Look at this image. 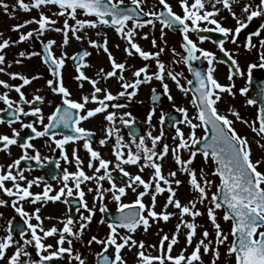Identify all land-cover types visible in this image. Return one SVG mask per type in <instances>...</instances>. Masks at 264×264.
Returning <instances> with one entry per match:
<instances>
[{"label":"snow or ice","instance_id":"1","mask_svg":"<svg viewBox=\"0 0 264 264\" xmlns=\"http://www.w3.org/2000/svg\"><path fill=\"white\" fill-rule=\"evenodd\" d=\"M0 10L12 19L17 12L36 13L11 26L15 38L0 32V125L9 130L0 132V153L8 160L0 163V208L13 212L11 218L0 212V264H88L77 244L94 264H205L204 257L219 264L222 256L224 264H264V83L256 85L259 103L249 96L253 71L264 69V23L244 44L247 52L256 49V62L242 67L225 47L237 44L254 18L264 17V0H155L151 7L146 0H0ZM228 17L234 29L223 25ZM109 30L119 41L112 47L123 53L120 60L109 47ZM166 30L181 37L179 51L169 48ZM201 33L220 34L214 43L226 59L200 46L208 39ZM253 37L260 39L254 43ZM73 43L78 48L69 54ZM23 44L32 50L21 49ZM93 53L106 58L107 69L92 62ZM166 54L169 59H162ZM33 58L47 76L33 70ZM68 61L75 91L65 80ZM195 61H205L206 68L194 67ZM218 64L228 65L227 83L216 75ZM180 65L192 78L177 70ZM88 69H95L92 75ZM236 78L244 80L239 89ZM110 80L118 85L115 92ZM154 82L159 88L150 87L148 130L141 134L127 109L142 104L141 88ZM173 86L186 103H176ZM237 94L244 107L256 108L251 117L231 103L221 108L225 96L235 100ZM161 96L173 112L161 110L154 124ZM97 117L99 138L96 129L84 126ZM25 129L30 131L21 136ZM13 147L20 150L15 157ZM43 148L58 152L59 159L42 155ZM30 162L36 168L54 162L60 170L51 176L56 184L32 175ZM106 201L114 202L117 213L110 222L104 218ZM49 203L67 207L55 217L42 215ZM97 210L107 231L85 239ZM154 225L153 240L146 241ZM161 225L171 227L165 231Z\"/></svg>","mask_w":264,"mask_h":264},{"label":"rangeland","instance_id":"2","mask_svg":"<svg viewBox=\"0 0 264 264\" xmlns=\"http://www.w3.org/2000/svg\"><path fill=\"white\" fill-rule=\"evenodd\" d=\"M6 2L11 5L13 3V0H6ZM172 2L175 3V0H172ZM146 3L148 5V7H151V5L153 3H155V0H146ZM176 10L178 11V9H176ZM16 14L21 18L20 20L22 21L23 19L29 18L30 15H35L36 13L33 12L31 14H25V13L17 12ZM5 15L6 14L3 12V10H0V19H3L5 17L8 18ZM221 15H225L226 16L227 13L224 12V13H221ZM255 19L260 20V21H262V23H264V17H257V18H254V20ZM222 23L226 27H231L233 29L235 27V21L232 20L231 17H228L227 19L223 20ZM144 31H148V29L146 28V29H144ZM166 32H167V34H166L165 38L168 41L169 48L174 46L179 51L180 50L179 49V42L181 40V37L176 35V34L174 35L173 33H170L167 30H166ZM155 34H156L157 37L159 36L158 28H157V31H156ZM261 35L264 36V30H261ZM15 37H16V35L13 36L12 38H15ZM57 39H59V37H57ZM259 39H260V37H253V42L257 43ZM246 41L241 43V44H238V46H237V44H235L236 46H234V44H232L230 42L226 43V45H225V47L227 49H229L230 51H232L235 54L236 59H238V61L241 64L242 67L245 66L246 63L249 62V61L256 62V59H257V57H256V49H253L251 52H247L245 50L244 44L246 43ZM117 42H119V41L115 40V43H117ZM35 43H37V45H38V42H35ZM140 43L146 50L150 49V43L148 41H140ZM33 45H34V42H33ZM33 45L23 44V45H20L19 47L21 49H28L29 48V50H32ZM121 46H123V45H121ZM200 46L205 48V49H207V50L211 49L210 46L208 44H206V43H203ZM113 51H114V55L116 56V58L118 60L123 58V53L121 51H119V50H117L115 48H113ZM241 53L246 55L247 60L245 59V55H241ZM169 56H170V54H166V55L162 56V59L167 60V59H169ZM134 62H135V64L137 66H140L142 64V61H140L139 59H136ZM30 65H32L33 70L38 71L39 73L42 74V71H41L42 70V67H41L42 64L39 62L38 58H33V60L30 62ZM16 70H18V68ZM177 70H182L184 72L185 76H187L189 78V76L187 75V71H186L185 66H183V65L177 66ZM226 73H227L226 69H224L223 67H220V66L217 65V73H216V75H217V77H218V79L220 80L221 83H227V81L225 79ZM127 75H129V74L126 73V76ZM169 83H170V86H171V82H169ZM237 83L238 84H236V86L239 87V88L244 86V80H242L240 78H238ZM40 84H43V80L37 81L36 83H34L35 86H38ZM153 86L159 88V85H158L157 82H154L153 85H150L149 87L143 86V88L140 90L139 95L137 97V99L138 100H142L143 103L141 104V103H135L134 102L129 107V109H127V110L133 112V115L136 117L137 120H141V119L144 120L147 111L151 107L150 105H149V107L147 106V101L149 103V100H150V87H153ZM117 88H118V85L115 83L114 84V92L117 90ZM239 88H237V89H239ZM147 95H148V100H147ZM173 95L176 97V103L178 105L186 103V101L181 97V95L178 93V91L175 90L174 86H173ZM229 103L234 104L235 107L237 109H239L241 114L243 116H245V117H251L256 111L255 107H244L243 106L244 105V97L239 96V94H237V97H236L235 100H231L229 97L225 96V103L221 105V108H225ZM161 110L165 111L166 113L173 112L171 104L166 100L165 97H164V100H162L160 102L159 106L157 107V116L153 118V123L154 124L157 123L158 115H159V112ZM236 127H237V130L239 132L246 131V129L242 125L237 124ZM141 128H142V126H141ZM143 129H144L145 132L148 130L146 124H143ZM165 134H166V136H170V133L166 129H165ZM197 134L201 135L202 134V130L198 129L197 130ZM249 135H251V133H249ZM126 138H127V136H126ZM101 151L105 155H107V150L106 151L105 150H101ZM253 152H254V157L253 158H256V156L259 155V150L255 146H253ZM199 162H200V158L198 157L197 158V163L199 164ZM129 170L130 171H135L134 168H130ZM52 184L55 185L56 183H52ZM213 190H214V188H213ZM181 192H183V190H181ZM86 198L88 199L89 204H91V194H89ZM126 199L128 200L127 202H129L132 199V197L129 196ZM106 203L108 204V212H107V214H112V213L116 212V208H115L114 202L106 201ZM59 208H60V206H59ZM45 209H46V211H44V209H43L42 213L43 212L44 213L47 212L46 215H49L50 212L48 211L47 207ZM64 210L65 209H63V211ZM61 212H62V210H61ZM101 215L102 214L97 210L96 216L94 217L93 222L90 225V230L87 232L85 239H87V237L90 236V235H97L98 237H103L105 235V233L107 231L106 225H101V224L98 223V221L101 219ZM45 223H47V221H45ZM47 225L48 224H46V226ZM161 226L164 227L165 231H167L168 228L171 227V225H161ZM225 227H227V226H225ZM155 229H156V226L154 225L153 228L150 229L149 234L146 237H144V239L146 241H152L153 240V234L155 232ZM209 230L211 231V228ZM0 231H2V229ZM48 242H51V241L49 240ZM76 247L79 248L82 252H84V254L87 256L88 264H94L93 256L91 254H89L88 252H86L82 245L77 244ZM93 250L94 251H99L100 250V246L93 245ZM110 251H111V249H110ZM133 251H135V250H133ZM221 251L222 252L224 251L223 248H221ZM130 257H131V253H126V258L130 259ZM209 259H210L209 257H204L205 264H208ZM224 260H225V257L222 256L219 264H224Z\"/></svg>","mask_w":264,"mask_h":264},{"label":"flooded vegetation","instance_id":"3","mask_svg":"<svg viewBox=\"0 0 264 264\" xmlns=\"http://www.w3.org/2000/svg\"><path fill=\"white\" fill-rule=\"evenodd\" d=\"M108 36H109V47L113 51L114 47H112V45L115 44V40H117V38L115 37V35L110 30L108 31ZM192 37L194 38V40L196 39L195 38V34H193ZM204 43L208 44L210 46V48H211L209 50L214 52L217 55L216 47L212 43H210L208 41H204ZM35 44L37 45V43L34 42V45ZM77 48H78V45L73 43V45L71 47H69L67 49V51H68L69 54H72L74 51L77 50ZM28 50H29V48H28ZM113 53H114V51H113ZM91 60L97 66H104L106 69L108 67L106 58L103 55L97 57L96 54L93 53V56L91 57ZM218 65L220 67H223L224 69L227 70V66L226 65H224V64H218ZM41 67H42V70H41L42 74L44 76L48 75L45 67L43 65H41ZM203 67H204V69L206 68V62L205 61H203ZM14 70H16V69H14ZM94 70L95 69H88L86 71L88 72L89 75H92ZM73 74H74V67L72 65V62L68 61L67 62V67L65 69V80H66L67 85L70 87V89L75 91V82L71 79ZM2 78H6V77H2ZM34 83H36V82H34ZM114 84H115L114 81L110 80L108 82V85L111 87V89L113 91H114ZM33 86H35V85H33ZM88 88H89V85L85 84V89L87 90ZM26 91H31V88L26 89ZM12 95L15 96V93H12ZM148 95H147V100H148ZM48 98L49 99L58 100V98L52 97L50 94H48ZM147 106L149 107L148 101H147ZM2 107H4V105L0 104V108H2ZM49 111H50V109L45 108V112L46 113L49 112ZM140 123L142 125V128L140 129L141 130V134H143V132H145L144 129H143V124H145L144 120H142V119L141 120H137L136 126L140 125ZM100 124H101V119L99 117H97L96 119H94V120H92L90 122H85L84 126L88 127V128L96 129L97 130V138H99V136H100V133H99ZM13 127H16L19 130V125L18 124H14ZM8 131L9 130L7 129V127L5 125H0V132H8ZM29 131L30 130L25 129L24 131L21 132V136H26V134H28ZM127 131H128L127 129H123V132H124L125 136H127ZM35 143H37L39 145L41 143V141H35ZM71 147H72V145L68 146V151L69 152L71 151ZM101 150H105L106 151L107 149H101ZM19 151L20 150L18 148L13 147V149H12L13 157L17 156L19 154ZM42 155H48V156L54 157V159H59L58 152L57 153L49 152L47 150V148H43L42 149ZM80 155L81 156L84 155L83 149H81ZM7 162H8V160L4 156V154L0 153V163H7ZM30 163H31V166L33 168V171L31 173L32 175L44 176L48 180L49 183H56V181L51 179V176L56 175L60 170L56 169L54 162L46 163V165L43 168H36L35 162H30ZM64 166L65 165L63 164V161H61V167H64ZM70 170H72V169L70 168ZM37 190L38 189H34V191H37ZM66 207L67 206H65V208ZM26 208H28L30 210V206H26ZM47 209L49 211L48 206H47ZM44 211H46V209H44ZM0 212H3L4 218H11L13 216V212H12V210L10 208H0ZM46 213L43 212L42 215H46ZM4 218H0V226L4 225V223H5V219ZM15 223H21V221L19 220L18 217H17Z\"/></svg>","mask_w":264,"mask_h":264},{"label":"water","instance_id":"4","mask_svg":"<svg viewBox=\"0 0 264 264\" xmlns=\"http://www.w3.org/2000/svg\"><path fill=\"white\" fill-rule=\"evenodd\" d=\"M259 25H260V22H258V21H255V22L250 23L246 29L242 30L241 35L239 36V39L245 40L249 35H251V33L253 31L258 30ZM172 32L177 33L176 31H172ZM200 35L207 36L209 40H211L212 42H214V41L217 40V36L216 35H218V34L217 33H201ZM219 58L220 59H226L223 56L222 53H220ZM201 64L202 63L199 62V61L193 62V66L194 67H200L201 68ZM201 70H202V68H201ZM258 82L259 83H264V74H263V72L261 70L256 69V70L253 71V81H252V87L250 88L249 96H250V98H256L258 100V103H259V98L257 97V92H256V85H257ZM173 114H175V113H173ZM175 115H178V114H175ZM168 119H170V117ZM168 119H166L165 127H166L167 130H169L170 132H172L173 129L171 128L170 124L168 123ZM72 207L74 208L75 205H72ZM116 214L117 213H115L113 215H107L106 214L105 215V219L110 222L111 219Z\"/></svg>","mask_w":264,"mask_h":264},{"label":"bare ground","instance_id":"5","mask_svg":"<svg viewBox=\"0 0 264 264\" xmlns=\"http://www.w3.org/2000/svg\"><path fill=\"white\" fill-rule=\"evenodd\" d=\"M5 16H7V15H5ZM16 17L17 18H15V19H12L9 17L8 18L5 17L3 19H0V32H3L5 37H7V36L13 37L16 35V33L10 31V28L12 25L21 22V20H20L21 18L17 14H16ZM29 27H34V26L30 25ZM24 31H27V29H24ZM18 70H21V69H18ZM147 87H149V86H147ZM180 195L183 196L184 195L183 192H181ZM127 201L128 200L125 198V202H127ZM59 206H60V208H59ZM48 208L50 211L49 216H53V217L60 215L63 212V209H65L64 206L60 203H55V204L49 203ZM61 210H62V212H61ZM49 223H55V220L47 221V223H45V224H49Z\"/></svg>","mask_w":264,"mask_h":264}]
</instances>
